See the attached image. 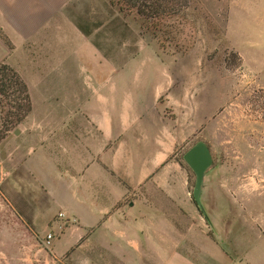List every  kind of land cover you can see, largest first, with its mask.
Wrapping results in <instances>:
<instances>
[{"label":"rangeland","instance_id":"374dc122","mask_svg":"<svg viewBox=\"0 0 264 264\" xmlns=\"http://www.w3.org/2000/svg\"><path fill=\"white\" fill-rule=\"evenodd\" d=\"M73 1L40 29L30 53L20 58L18 49L1 62L27 82L31 111L4 126L7 108L0 106V264L68 263L74 250L52 253L59 237L53 222L64 217L53 202L62 190L54 168H64L58 152L69 162L62 150L83 144L57 126L72 109L83 113L81 66L95 80V67H125L115 79L140 85L133 92L147 100L155 87V116L171 119L175 133L164 140L173 147L171 165L157 178L171 177L174 189L187 182L193 221L210 251L217 244L234 264H264V0ZM67 98L76 106L68 107ZM183 128L187 138L179 136ZM198 141L212 156L204 213L193 202L195 174L183 158ZM60 221L62 231L68 222Z\"/></svg>","mask_w":264,"mask_h":264},{"label":"crops","instance_id":"0c3cea01","mask_svg":"<svg viewBox=\"0 0 264 264\" xmlns=\"http://www.w3.org/2000/svg\"><path fill=\"white\" fill-rule=\"evenodd\" d=\"M71 1L0 0V32L15 46L10 48L0 37V63L18 49L17 57L30 53L40 29L56 12L68 10L70 3L73 6ZM80 34L88 39L81 30ZM90 56L80 54L87 62ZM108 68L95 67V80L81 66L87 94L84 106L80 105L83 113L72 109L58 120L59 132L82 139L83 144L62 150L69 154V162L58 152L64 168L57 165L54 177L62 190L58 200L51 198L68 224L60 231L63 218L53 222L59 228L54 257L73 247L68 263L62 264H234L217 244L211 251L205 244L203 230L193 221L197 215L188 205L187 182L179 181L174 189L178 182L173 184L171 177L157 178L171 165L167 159L173 147L164 140L174 131L171 119L155 116V87L147 100L140 90L133 92L140 85L124 87L115 79L125 67ZM86 76L91 80L88 84ZM67 101L68 107L76 106ZM182 132L189 136L186 128L179 136Z\"/></svg>","mask_w":264,"mask_h":264},{"label":"trees","instance_id":"16d2710c","mask_svg":"<svg viewBox=\"0 0 264 264\" xmlns=\"http://www.w3.org/2000/svg\"><path fill=\"white\" fill-rule=\"evenodd\" d=\"M133 5L136 7L139 14H147V11L136 3ZM0 37L8 46H10V43L6 40L3 34L0 33ZM0 106L7 108L4 111V126L8 123L17 124L22 122L31 111V101L27 84L17 71L6 63H0ZM10 117L12 120H9ZM193 202L195 203L194 200ZM199 212L201 213L200 210Z\"/></svg>","mask_w":264,"mask_h":264},{"label":"water","instance_id":"95a60500","mask_svg":"<svg viewBox=\"0 0 264 264\" xmlns=\"http://www.w3.org/2000/svg\"><path fill=\"white\" fill-rule=\"evenodd\" d=\"M183 158L195 174V184L192 192L193 200L198 209L204 213L201 197L205 184L206 171L212 165L210 149L203 141H198L185 152Z\"/></svg>","mask_w":264,"mask_h":264},{"label":"built area","instance_id":"2783aa9c","mask_svg":"<svg viewBox=\"0 0 264 264\" xmlns=\"http://www.w3.org/2000/svg\"><path fill=\"white\" fill-rule=\"evenodd\" d=\"M51 237H52L51 234H48V235H47L48 241L51 239Z\"/></svg>","mask_w":264,"mask_h":264}]
</instances>
